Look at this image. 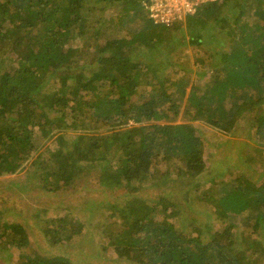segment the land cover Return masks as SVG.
Masks as SVG:
<instances>
[{"label":"trees","instance_id":"obj_1","mask_svg":"<svg viewBox=\"0 0 264 264\" xmlns=\"http://www.w3.org/2000/svg\"><path fill=\"white\" fill-rule=\"evenodd\" d=\"M143 1L0 0V176L25 170L30 187L61 194L92 176L102 191H124L103 202L111 212L102 247L115 257L102 251L81 264H264L251 229L264 230L262 167L237 159L234 173L256 170L257 183L213 177L218 144L201 130L230 136L242 157L246 139L264 147V0L209 1L170 27L154 24ZM190 45L197 56L183 63ZM145 182L156 184L153 199ZM196 203L238 223L184 225L181 207ZM55 217L45 233L70 239L73 218ZM80 222L78 232L89 220ZM4 240L25 249L31 231L0 219ZM18 264L80 262L53 251L27 252Z\"/></svg>","mask_w":264,"mask_h":264},{"label":"rangeland","instance_id":"obj_2","mask_svg":"<svg viewBox=\"0 0 264 264\" xmlns=\"http://www.w3.org/2000/svg\"><path fill=\"white\" fill-rule=\"evenodd\" d=\"M234 13V11L228 12V15L232 17ZM170 36V39L178 41L177 38H181L182 36L181 31H178L173 36ZM168 40L169 39L164 42L162 45L163 47L165 45L167 46L169 43ZM183 47L184 46L182 44H178L176 48L179 49ZM195 52L197 51L195 50ZM195 52L193 50V46H187L182 53V62H193L197 56ZM175 56L176 54L174 51L170 59L174 61ZM172 66L174 67V64L170 65L167 69ZM202 128L201 130L203 131V134L211 140V143L218 144L215 151H211L208 159L209 173L213 177L228 179L231 176L228 181L229 183H232L236 177H240L245 180L250 179L254 183H257L259 181L257 179L259 175H257L256 170H251L250 175H238L234 173L235 169L242 168L241 165L237 163V159H240L250 168H253L257 163H259L258 166L262 168H259L258 172L261 174V177L264 178V154L262 155L264 147L259 151L261 147L257 141L255 142L253 140L251 141L246 139V143L243 145L246 149L244 156L242 157L241 155H237L239 153L237 150L242 147L236 145L235 148L230 143V136L224 135V137H219L217 136V133L214 134L215 131L212 132L211 130H206L205 128L203 130ZM64 133V135H67V133L70 132ZM218 142L222 143V145ZM54 143V139L49 142L51 147H53ZM257 151H259L260 154H256ZM111 155L114 156V154ZM234 164L236 165L235 168ZM218 181L219 178L218 180H215V182ZM148 182L143 184L144 194L146 197L153 199L157 193L156 184L151 183L150 185ZM95 184V180L92 176L76 177V179L69 186L63 189V193L61 194L59 192L50 193L45 189L38 187H30L25 170L7 175L6 177L0 176V219H2L6 224L18 220L28 231H31V244L28 245V248H10L6 244L5 240L3 243L0 242V264H18L27 252L49 255L53 254V251H65L75 258L76 262H80V264L83 261L87 263L99 261V253L104 251L102 245L104 243L107 244V239L104 235H102V231H104L105 228V224L103 223L108 220L107 217L111 212V209L105 206L103 202L115 199L116 196H118V200L121 198L123 199L124 191H102V189L100 190V188H98ZM72 190L74 192H71ZM41 193H43V195H40ZM67 203L70 205L67 206ZM181 208L179 216L177 217L184 225H187L191 222V220L196 221L197 223L212 221L213 223L218 224L229 221L238 223L239 219L237 215L232 213L218 221L216 218L217 215L213 212L214 209L211 208V205L209 204L202 205L200 203H196L195 206L192 207L193 210H189L186 205ZM9 210L10 212L7 213ZM66 210L68 211L66 212ZM67 213L71 218H73V223L71 225L69 224V221H67L69 225L67 227L74 231V233L71 234L70 239H67L59 234L61 229H56L54 231L51 230V232L45 233L46 220L48 221V218L51 219L55 216V218H59ZM6 215L7 217L4 218ZM80 220V223L87 220H89V222H85L84 227L81 229L82 231L78 232L77 226L78 221ZM57 226L58 221L55 223V228H57ZM242 229H240L237 224L235 225L234 231H237V233L240 231L239 234L241 235V231H243ZM251 229L252 234L257 231L261 233L259 234V237H261V240L263 239L264 241V230L261 228L258 230L256 226H251ZM195 230L197 229L193 227L192 231ZM102 255L104 257L108 256L114 258L116 254L115 252L113 253V251L111 252V249H108L107 251L102 252ZM120 264L123 263L120 262Z\"/></svg>","mask_w":264,"mask_h":264},{"label":"built area","instance_id":"obj_3","mask_svg":"<svg viewBox=\"0 0 264 264\" xmlns=\"http://www.w3.org/2000/svg\"><path fill=\"white\" fill-rule=\"evenodd\" d=\"M215 0H144L142 5L154 24L170 27L195 14L206 2Z\"/></svg>","mask_w":264,"mask_h":264}]
</instances>
